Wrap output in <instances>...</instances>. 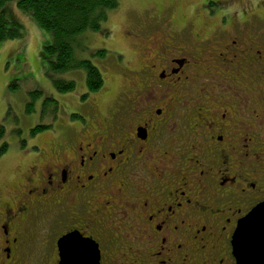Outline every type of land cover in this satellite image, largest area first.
<instances>
[{
  "label": "flooded vegetation",
  "instance_id": "flooded-vegetation-1",
  "mask_svg": "<svg viewBox=\"0 0 264 264\" xmlns=\"http://www.w3.org/2000/svg\"><path fill=\"white\" fill-rule=\"evenodd\" d=\"M203 1L217 8L177 4L112 54L110 105L91 97L105 48L83 42L103 78L83 122L29 132L0 165V264H236L237 223L264 201V9Z\"/></svg>",
  "mask_w": 264,
  "mask_h": 264
},
{
  "label": "rangeland",
  "instance_id": "rangeland-1",
  "mask_svg": "<svg viewBox=\"0 0 264 264\" xmlns=\"http://www.w3.org/2000/svg\"><path fill=\"white\" fill-rule=\"evenodd\" d=\"M15 1L10 0L1 8L9 21H17L22 25L21 37L0 43V148H3L0 153V165L5 169L15 168L14 161H7V158L16 156V152L33 150L36 137L29 133L31 128L35 129L37 125L45 126L38 130L36 135L39 134L38 138H47L49 130L58 129L65 117L74 124H81L83 114L78 97L88 91L83 76L78 71L71 73L75 79L74 90L66 93L57 91L50 77L47 58L44 56V47L52 42V35L39 27L30 12L18 8ZM232 3L239 9H253L255 5L264 9V0H232ZM177 4L190 5L191 9L200 4L209 9L217 8L211 2L210 5L204 6L206 4L203 0H119V5L109 11L101 27V30L112 29L111 33L103 35L101 30L91 33L87 41L100 44L91 45V48H105L104 56L98 59L104 60L101 63L108 80L104 81L101 90L91 95L101 98V107L114 101L122 80L118 64H107L106 61L110 62L112 54L116 53L129 56L134 44L128 42L127 38L133 39L144 29L146 31L155 26L164 27L160 15L165 10L176 12ZM262 24L264 32V22ZM126 25L125 32L123 28ZM55 77L61 78L59 74ZM107 87H111V91ZM72 113L78 115L72 116ZM0 173L3 176L7 174L1 171Z\"/></svg>",
  "mask_w": 264,
  "mask_h": 264
},
{
  "label": "trees",
  "instance_id": "trees-1",
  "mask_svg": "<svg viewBox=\"0 0 264 264\" xmlns=\"http://www.w3.org/2000/svg\"><path fill=\"white\" fill-rule=\"evenodd\" d=\"M10 0H0V43L21 37L22 25L9 21L1 8ZM18 8L30 12L39 27L52 35V42L45 45L44 56L47 58L50 77L54 87L60 92L74 90L75 80L64 81L57 74L83 69L86 74V87L94 91L101 87L102 75L81 54L83 42L89 43L91 33L100 32L110 10L116 9L119 0H16ZM102 32V31H101ZM45 126L37 125L30 129L31 134ZM2 126H0V136ZM3 148H0V153Z\"/></svg>",
  "mask_w": 264,
  "mask_h": 264
},
{
  "label": "water",
  "instance_id": "water-1",
  "mask_svg": "<svg viewBox=\"0 0 264 264\" xmlns=\"http://www.w3.org/2000/svg\"><path fill=\"white\" fill-rule=\"evenodd\" d=\"M237 224L232 240L236 264H264V201ZM65 243L63 239L60 244L62 256L66 254Z\"/></svg>",
  "mask_w": 264,
  "mask_h": 264
},
{
  "label": "snow or ice",
  "instance_id": "snow-or-ice-1",
  "mask_svg": "<svg viewBox=\"0 0 264 264\" xmlns=\"http://www.w3.org/2000/svg\"><path fill=\"white\" fill-rule=\"evenodd\" d=\"M69 243L71 244V240H69Z\"/></svg>",
  "mask_w": 264,
  "mask_h": 264
}]
</instances>
